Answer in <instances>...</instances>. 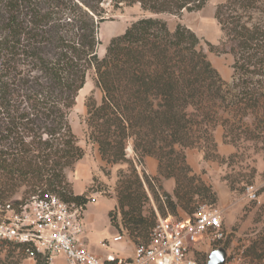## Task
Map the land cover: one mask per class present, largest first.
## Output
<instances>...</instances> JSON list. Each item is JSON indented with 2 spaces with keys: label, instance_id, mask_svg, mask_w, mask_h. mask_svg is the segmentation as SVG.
<instances>
[{
  "label": "trees",
  "instance_id": "trees-1",
  "mask_svg": "<svg viewBox=\"0 0 264 264\" xmlns=\"http://www.w3.org/2000/svg\"><path fill=\"white\" fill-rule=\"evenodd\" d=\"M207 1L0 0V206L28 193H49L83 210L92 201L72 193L65 173L84 155L69 114L90 72L101 98L84 104L87 142L96 147L102 172L126 165L117 174L116 235L134 246L147 243L157 220L154 212L145 214L149 197L162 218L176 217L178 209L191 215L194 196L215 204L216 193L194 174L185 152L196 149L214 160L218 124L232 144L250 139L242 123L249 115L256 127L264 124V0L216 6L218 46L181 24L170 31L160 18L198 11ZM105 2L113 9L137 4L148 16L112 38L99 57ZM203 43L232 56L229 82ZM147 158L157 162L155 176L138 171ZM263 246L264 229L249 248L256 259H264ZM36 264L45 263L37 258Z\"/></svg>",
  "mask_w": 264,
  "mask_h": 264
},
{
  "label": "rangeland",
  "instance_id": "rangeland-1",
  "mask_svg": "<svg viewBox=\"0 0 264 264\" xmlns=\"http://www.w3.org/2000/svg\"><path fill=\"white\" fill-rule=\"evenodd\" d=\"M223 1L208 0L204 7L198 11H183L179 16L163 14L160 18L166 22L170 31H173L177 24H181L202 39V42L218 46L222 34L214 18V13L216 6ZM103 9L106 14L104 16L105 20L100 24L98 30L99 45L97 54L99 57H103L105 48L112 38L121 35L133 22L148 16L137 4L113 9L108 2H105ZM203 47L212 66L224 81L229 82L233 74L231 69L232 56L228 53L209 52L204 43ZM90 96L97 102L101 98V93L95 86L93 72L87 75L83 88L77 93L75 106L69 114L71 130L76 137L77 145L83 149L84 155L65 173L73 194L72 177L84 171H89L92 176L89 188L83 192L92 198V201L86 205L82 213L84 242L87 249L90 251L88 247L90 244L92 247L94 246L97 256H102L112 250L122 251L121 255L128 256L132 254L134 245L127 237L124 238V243H114L107 247L101 246V243L107 244L117 233L111 227V221L117 220L119 222L120 220L119 215L114 210L116 206L117 174L119 170H125L126 165L107 166L105 171L100 170V167H105L104 163L100 160L96 147L87 142L84 104ZM242 123L247 129L250 139L244 140L242 138L235 144L224 142V129L220 124L216 126L213 139L217 155L214 160H204L203 153L196 149L186 150L187 162L199 169V173L194 174L198 175L204 184L210 186L217 195L216 203L212 205L203 197L194 196L191 209L196 208L198 205H205L208 208L222 211V224L226 232V239L219 248H224L230 257L229 259L235 260V264H264V259H256L249 250L250 247L259 242L264 229V124H258V127H256L257 124H254L251 115L243 119ZM217 128L221 129L220 145L216 141ZM222 146L223 148L225 146V151L229 152L224 153L220 149ZM126 152L127 157L131 159L133 154L130 146ZM138 171L140 173L141 171L145 173L148 171L146 162L145 165L138 167ZM159 185L162 189L164 188L161 181ZM90 187L93 188L91 193L88 192L91 189ZM247 188H252L255 191L256 200L247 198ZM29 195L30 193L24 196L17 195L14 199L15 201L25 200ZM148 195L150 196L149 193ZM149 198L150 200L145 204V214L149 216L151 212H154L157 218L159 213L154 201L151 197ZM103 203L106 205L112 204V206L109 210H106L105 207L103 208ZM98 205L100 209H96ZM186 216H190V214L178 209L174 218L184 219ZM90 233L93 239L89 241L88 234L90 235ZM205 242H207L206 238L199 241L196 251L191 253L192 257L200 264H204L207 261V255L214 250L213 246H208ZM92 253L95 254V252ZM0 264H36V261L28 260L19 246L2 244L0 245Z\"/></svg>",
  "mask_w": 264,
  "mask_h": 264
},
{
  "label": "built area",
  "instance_id": "built-area-1",
  "mask_svg": "<svg viewBox=\"0 0 264 264\" xmlns=\"http://www.w3.org/2000/svg\"><path fill=\"white\" fill-rule=\"evenodd\" d=\"M246 196L256 200L252 188ZM83 209L49 193H35L18 203L0 206V245L14 244L28 260L45 264H200L192 254L199 241L218 249L226 239L222 211L198 205L184 219L157 215L147 243L134 246L131 255L109 251L104 256L90 252L84 242ZM124 243L115 235L102 247ZM227 255L224 264H235ZM206 264V262L204 263Z\"/></svg>",
  "mask_w": 264,
  "mask_h": 264
},
{
  "label": "crops",
  "instance_id": "crops-1",
  "mask_svg": "<svg viewBox=\"0 0 264 264\" xmlns=\"http://www.w3.org/2000/svg\"><path fill=\"white\" fill-rule=\"evenodd\" d=\"M220 130L221 129H219V128H217V130H216V141H217L218 145H220V143H221V131ZM220 149H222V151H224V153H228L229 152V151H225V146H224V148L222 146ZM146 164H147V167H148V171L146 173L151 175V176H155L156 175V169H157L156 160H154L153 158H147L146 159ZM190 167L192 168L194 173H196V174L199 173L198 167L196 168L193 165H190ZM88 172L84 171V172L78 173L76 176L72 177L71 182H72V188H73L74 194L80 195L89 187L90 181L92 179V176H91V173L90 172L88 173ZM171 189H172V184L169 183L168 190H171ZM100 204H102V203H100ZM111 206H112V204H107L106 205L105 203H103V208L105 207L106 210H109V208ZM96 209H100V206L99 205L96 206ZM91 236H92L91 233H90V235L88 234V240L89 241H90V239L91 240L93 239ZM88 247H89L90 251L95 252V254H96L94 246L92 247V245L89 244ZM105 254L106 253H104V255ZM104 255H102V256H104Z\"/></svg>",
  "mask_w": 264,
  "mask_h": 264
},
{
  "label": "water",
  "instance_id": "water-1",
  "mask_svg": "<svg viewBox=\"0 0 264 264\" xmlns=\"http://www.w3.org/2000/svg\"><path fill=\"white\" fill-rule=\"evenodd\" d=\"M227 259V252L224 248L210 251L207 255L206 264H224Z\"/></svg>",
  "mask_w": 264,
  "mask_h": 264
}]
</instances>
